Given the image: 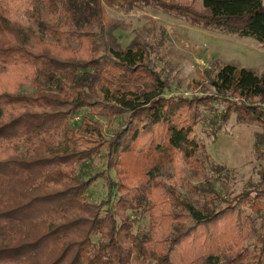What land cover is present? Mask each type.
Listing matches in <instances>:
<instances>
[{"label": "trees", "instance_id": "obj_1", "mask_svg": "<svg viewBox=\"0 0 264 264\" xmlns=\"http://www.w3.org/2000/svg\"><path fill=\"white\" fill-rule=\"evenodd\" d=\"M4 1L0 264H262L242 246L253 224L242 216L247 199L203 212L160 179L167 165L189 161L199 149L190 135L200 97L166 98L146 47L115 41L106 7L140 0H41L48 18L36 9L35 28L15 20ZM263 1L170 8L194 24L264 43ZM209 82L242 100L264 99V73L249 68L227 63ZM245 108L264 124V108ZM93 115L120 119L119 127L107 139ZM98 154L114 173L104 176L109 198L89 203L85 192L95 177L87 168ZM260 180L264 187V167ZM249 207L264 213V203ZM140 210L149 211V226L132 235L131 214Z\"/></svg>", "mask_w": 264, "mask_h": 264}, {"label": "rangeland", "instance_id": "obj_2", "mask_svg": "<svg viewBox=\"0 0 264 264\" xmlns=\"http://www.w3.org/2000/svg\"><path fill=\"white\" fill-rule=\"evenodd\" d=\"M43 3L6 0L3 4L15 20L35 28L31 14H36V9L48 18ZM171 4L200 8V0H140L130 8L106 7L115 41L122 48L135 42L146 47L147 64L166 81V98L200 97L195 102L196 122L190 135L199 149L189 161L179 158L167 165L160 179L174 186L187 202L203 212L222 209L234 198L247 199L242 216L252 219L253 224L242 246L249 250L251 257H261L264 264L261 250L264 213L256 215L249 207L251 203H264L260 180L264 167V124L251 119L250 110L245 108L247 105L261 107L259 103L264 99L242 100L236 94L218 92L209 82V76L214 77L227 63L263 74L264 43L214 26L194 24L186 15L171 10ZM93 119L101 125L107 139L119 127L120 119L96 115ZM102 151L105 152L104 148ZM87 169L95 178L85 192L86 200L89 203L106 201L110 192L105 177L107 173L113 177L114 171L107 169L101 154L93 158ZM131 217L134 219L132 235L149 226V211L140 210ZM200 242L197 239L189 247L191 255L198 253Z\"/></svg>", "mask_w": 264, "mask_h": 264}, {"label": "built area", "instance_id": "obj_3", "mask_svg": "<svg viewBox=\"0 0 264 264\" xmlns=\"http://www.w3.org/2000/svg\"><path fill=\"white\" fill-rule=\"evenodd\" d=\"M260 104V106L262 107V108H264V101H262L261 103H259Z\"/></svg>", "mask_w": 264, "mask_h": 264}]
</instances>
